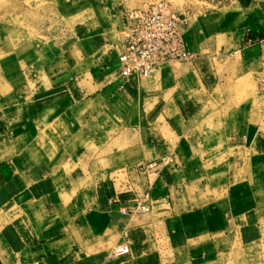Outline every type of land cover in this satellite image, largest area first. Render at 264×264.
<instances>
[{
  "label": "crops",
  "instance_id": "1",
  "mask_svg": "<svg viewBox=\"0 0 264 264\" xmlns=\"http://www.w3.org/2000/svg\"><path fill=\"white\" fill-rule=\"evenodd\" d=\"M7 2L0 264H264V96L245 42L264 2L201 15L193 59L127 80L119 32L139 0ZM49 12L63 29H43ZM140 198L147 212H120Z\"/></svg>",
  "mask_w": 264,
  "mask_h": 264
},
{
  "label": "built area",
  "instance_id": "2",
  "mask_svg": "<svg viewBox=\"0 0 264 264\" xmlns=\"http://www.w3.org/2000/svg\"><path fill=\"white\" fill-rule=\"evenodd\" d=\"M126 23L121 30L118 63L120 77L146 78L162 62L191 60L194 53L186 47L184 34L188 28V10L178 12L166 0H143L141 4L125 14ZM246 44L259 46L260 67L256 76V88L264 95V32L251 34L246 29ZM168 157L146 162L140 168L147 172L158 171L160 165L168 164ZM149 210L145 198L134 201L121 208L125 214L145 213ZM128 251L127 244H121L110 250V256Z\"/></svg>",
  "mask_w": 264,
  "mask_h": 264
},
{
  "label": "rangeland",
  "instance_id": "3",
  "mask_svg": "<svg viewBox=\"0 0 264 264\" xmlns=\"http://www.w3.org/2000/svg\"><path fill=\"white\" fill-rule=\"evenodd\" d=\"M142 1L143 0H139L140 3H138V5H135L134 8L138 7ZM166 1H168L178 12H181L185 9L188 10V26H190V24H192V22H194L201 15H204L206 13L215 12V11H220V10L223 12L226 8L230 7V4H232L233 2V0H166ZM256 1L264 2V0H256ZM7 4H8L7 0H0V7L3 11H5V9L7 8ZM251 12L252 13L259 12L258 6H253ZM39 17L41 19V16ZM53 17L54 15H52L49 12V14L44 18V20H46V23H44L43 26L46 28H43V29L54 32V31H59L64 28L61 23L62 21L58 19L56 16L55 18ZM34 18H36L35 15H34ZM120 34H121V31L119 32V36H121ZM259 66H260V63H258V67L256 70V76L259 71ZM254 82H255V88H256V77H255ZM256 92H258L257 88H256Z\"/></svg>",
  "mask_w": 264,
  "mask_h": 264
}]
</instances>
